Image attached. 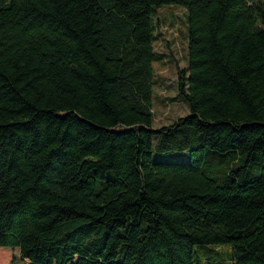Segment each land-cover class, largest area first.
<instances>
[{"label":"trees","instance_id":"trees-1","mask_svg":"<svg viewBox=\"0 0 264 264\" xmlns=\"http://www.w3.org/2000/svg\"><path fill=\"white\" fill-rule=\"evenodd\" d=\"M164 4L185 10L188 113L153 127ZM223 243L264 264V0H0V264H192Z\"/></svg>","mask_w":264,"mask_h":264},{"label":"rangeland","instance_id":"rangeland-1","mask_svg":"<svg viewBox=\"0 0 264 264\" xmlns=\"http://www.w3.org/2000/svg\"><path fill=\"white\" fill-rule=\"evenodd\" d=\"M153 20L155 26L153 50L158 59L153 64L151 124L158 127L188 113L185 101L176 94V71L186 65L185 10L176 4H164L157 8ZM115 128L121 129V125ZM151 160L185 162L188 160V152L186 150L153 152ZM211 248L217 253H207ZM192 264H228V244L193 246Z\"/></svg>","mask_w":264,"mask_h":264}]
</instances>
